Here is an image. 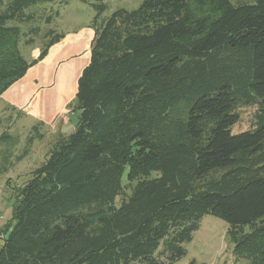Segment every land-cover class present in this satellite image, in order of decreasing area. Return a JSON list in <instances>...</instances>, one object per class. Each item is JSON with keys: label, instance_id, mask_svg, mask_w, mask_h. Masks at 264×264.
Returning <instances> with one entry per match:
<instances>
[{"label": "trees", "instance_id": "trees-1", "mask_svg": "<svg viewBox=\"0 0 264 264\" xmlns=\"http://www.w3.org/2000/svg\"><path fill=\"white\" fill-rule=\"evenodd\" d=\"M69 1L0 0V95L63 37L45 31L28 62V8ZM91 5L76 123L16 189L0 264H171L205 215L264 264V0H142L107 17ZM240 104L254 125L232 133Z\"/></svg>", "mask_w": 264, "mask_h": 264}, {"label": "rangeland", "instance_id": "rangeland-1", "mask_svg": "<svg viewBox=\"0 0 264 264\" xmlns=\"http://www.w3.org/2000/svg\"><path fill=\"white\" fill-rule=\"evenodd\" d=\"M141 1L70 0L63 4L54 2L33 5L27 10L33 14V20L21 25V54L28 62L36 59L47 40L44 33L49 29L64 34L68 30L89 25L96 13L92 3H103L105 10L102 17H107L116 9H136ZM47 16L51 17L49 22H46ZM35 26L40 30L37 35L29 32ZM29 38L32 41L26 44ZM54 57L51 54L42 63L44 58L36 62L34 65L40 64L32 68L29 75L47 79L53 68ZM86 62L87 55L60 67L51 89L43 90L29 106L11 107L0 99V227L11 217L16 189L30 179L32 171L44 161L55 141L73 131L76 123V113L72 110L74 89L80 70ZM22 85L24 86L22 81L16 84L17 92ZM236 111L239 120L231 126V132L251 129L255 121L256 107L240 104ZM124 194L128 195L129 189H125ZM121 198L117 197V204ZM227 229V223L220 218L203 216L198 229L192 234V239L183 243L185 255L171 264H247L244 258L233 254Z\"/></svg>", "mask_w": 264, "mask_h": 264}, {"label": "crops", "instance_id": "crops-1", "mask_svg": "<svg viewBox=\"0 0 264 264\" xmlns=\"http://www.w3.org/2000/svg\"><path fill=\"white\" fill-rule=\"evenodd\" d=\"M93 37L94 30L89 25L81 26L76 30L66 31L60 41L49 47L46 56L41 61L42 63L51 54H54L55 56L53 68L49 72L47 79L40 78L38 75L34 74L29 75V71L32 68L38 66L40 63L38 65L31 66L22 78L14 82L0 95V99L5 105L11 107H23L31 105V103L36 100L38 94H40L43 90L51 89L60 67L87 55V62L81 68L79 73L80 76L83 68L89 62L90 43ZM20 81H22L24 86L22 85L20 90L17 92L15 86ZM74 91V94H76L77 85L75 86ZM74 94L72 96H74ZM72 96L67 99L64 104H66L72 98Z\"/></svg>", "mask_w": 264, "mask_h": 264}]
</instances>
